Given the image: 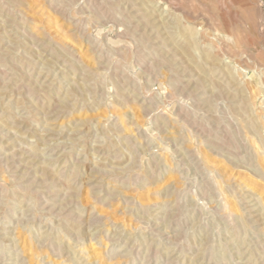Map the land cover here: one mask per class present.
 Returning a JSON list of instances; mask_svg holds the SVG:
<instances>
[{
    "label": "rangeland",
    "instance_id": "1",
    "mask_svg": "<svg viewBox=\"0 0 264 264\" xmlns=\"http://www.w3.org/2000/svg\"><path fill=\"white\" fill-rule=\"evenodd\" d=\"M100 263L264 264V0H0V264Z\"/></svg>",
    "mask_w": 264,
    "mask_h": 264
},
{
    "label": "bare ground",
    "instance_id": "2",
    "mask_svg": "<svg viewBox=\"0 0 264 264\" xmlns=\"http://www.w3.org/2000/svg\"><path fill=\"white\" fill-rule=\"evenodd\" d=\"M231 27V26H230ZM230 35V34H229ZM234 36V35H233ZM232 37V36H231ZM231 39H233V38H231ZM235 41V40H234ZM261 159V158H260ZM261 162V161H260ZM61 183V182H60ZM180 186H181V184H180ZM44 192V191H43ZM55 195V194H54ZM149 204H150V202H149ZM152 204V203H151ZM142 205V204H141ZM229 208V207H228ZM148 209V208H147ZM90 214V213H89ZM176 218V217H175ZM124 219V218H123ZM126 219V218H125ZM168 236V235H167ZM106 244H108V243H106ZM95 247V246H94ZM97 247H99V246H96V248ZM101 248V247H100ZM93 250H94V248H93ZM96 251V259L98 260V261H100L101 262V260H102V253L100 252V251H98V249H95ZM29 251H31V250H29ZM33 255V254H32ZM40 255V254H39ZM34 257V256H33ZM32 257V258H33ZM35 259H36V257H34ZM121 260V259H120ZM103 262V261H102ZM98 263V262H97ZM101 264V263H100Z\"/></svg>",
    "mask_w": 264,
    "mask_h": 264
}]
</instances>
